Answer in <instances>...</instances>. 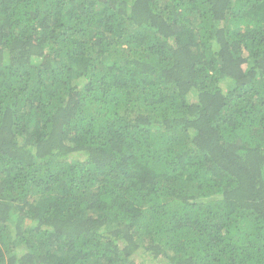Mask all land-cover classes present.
Listing matches in <instances>:
<instances>
[{"label":"trees","instance_id":"1","mask_svg":"<svg viewBox=\"0 0 264 264\" xmlns=\"http://www.w3.org/2000/svg\"><path fill=\"white\" fill-rule=\"evenodd\" d=\"M0 264H264V0H0Z\"/></svg>","mask_w":264,"mask_h":264},{"label":"rangeland","instance_id":"2","mask_svg":"<svg viewBox=\"0 0 264 264\" xmlns=\"http://www.w3.org/2000/svg\"><path fill=\"white\" fill-rule=\"evenodd\" d=\"M144 263V262H143Z\"/></svg>","mask_w":264,"mask_h":264}]
</instances>
